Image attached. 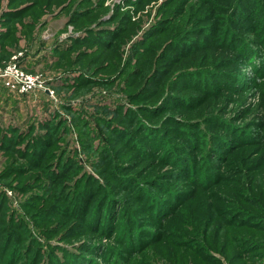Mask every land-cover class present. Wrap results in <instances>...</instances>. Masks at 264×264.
Listing matches in <instances>:
<instances>
[{"label":"rangeland","instance_id":"1","mask_svg":"<svg viewBox=\"0 0 264 264\" xmlns=\"http://www.w3.org/2000/svg\"><path fill=\"white\" fill-rule=\"evenodd\" d=\"M0 264H264V0H0Z\"/></svg>","mask_w":264,"mask_h":264},{"label":"built area","instance_id":"2","mask_svg":"<svg viewBox=\"0 0 264 264\" xmlns=\"http://www.w3.org/2000/svg\"><path fill=\"white\" fill-rule=\"evenodd\" d=\"M16 64L14 66H9L7 70L4 71V78H7V82L5 85L13 92L19 94H26L35 90V88H41L40 85L37 84V79L31 75L22 74V72H18L14 70Z\"/></svg>","mask_w":264,"mask_h":264},{"label":"trees","instance_id":"3","mask_svg":"<svg viewBox=\"0 0 264 264\" xmlns=\"http://www.w3.org/2000/svg\"><path fill=\"white\" fill-rule=\"evenodd\" d=\"M3 40H7V37H5V38H2ZM33 148H30V154H32V158H31V165L33 164V163H38V161L39 160H37V157H41V159L43 158V157H45V149H43V148H36V149H33ZM33 154L34 155H36V158H35V160H33ZM87 193V195H85L86 197H84L83 199L84 200H88V197L91 199V197L94 195V193L93 192H86ZM82 201V200H81ZM103 205V204H102ZM102 205H101V207H102ZM86 207H87V205H86ZM101 207H99L98 205H96V207H95V211H98V210H100L101 209ZM94 213V212H93ZM84 215H86V214H82V215H80V218H83V220H85V217H84ZM2 251H4V249L2 250Z\"/></svg>","mask_w":264,"mask_h":264}]
</instances>
